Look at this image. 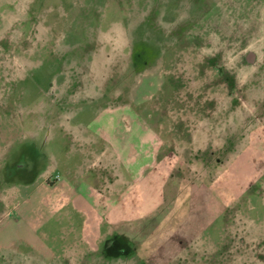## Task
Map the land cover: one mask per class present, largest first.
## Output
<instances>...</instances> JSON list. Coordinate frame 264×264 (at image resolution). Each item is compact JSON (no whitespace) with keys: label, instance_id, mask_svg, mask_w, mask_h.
<instances>
[{"label":"rangeland","instance_id":"374dc122","mask_svg":"<svg viewBox=\"0 0 264 264\" xmlns=\"http://www.w3.org/2000/svg\"><path fill=\"white\" fill-rule=\"evenodd\" d=\"M107 110L159 168L107 201L40 186L91 167L68 134ZM0 264H264V0H0Z\"/></svg>","mask_w":264,"mask_h":264},{"label":"crops","instance_id":"0c3cea01","mask_svg":"<svg viewBox=\"0 0 264 264\" xmlns=\"http://www.w3.org/2000/svg\"><path fill=\"white\" fill-rule=\"evenodd\" d=\"M112 116H114L113 119L108 118L109 120H106L105 118ZM99 117L100 118L99 121H97V125L93 126L92 123L86 124V129H88L89 131L83 130V126L75 122L74 127L76 129L72 130L70 134L67 133L68 136H71V144L74 145V151L75 155H77V158H83L84 162H91L92 160L91 163H93L91 164V167H89V165L83 167V170L80 172V174L79 167L73 168L76 167L73 166V169H71L64 164L62 168H64V170H67L66 173L68 174L70 183L67 181L63 182V179H60V177H58L59 181H56L57 183L54 182L53 190H56V192L60 188L68 190L69 194L64 191L63 193L60 192V194L62 195L61 198L66 200L69 197V200L72 203L75 202L81 195L90 203L94 202L97 197H100L102 200L106 199L107 201L109 200L108 197L116 194L119 196L120 192L122 191V188L120 189V186H125V183L127 182L124 180V182H121L119 184H111L110 170H116V172L121 171L122 179L126 178V180H131V182L129 183L130 187L136 186L143 179V170H157L163 163L162 159L159 158L160 148L157 145L159 143L157 136L155 135V133L148 131L143 137V133L141 131L142 125L141 122H139L140 120L137 121V125L135 124L134 129L131 131V125L129 124V122L126 123L128 124V126H125L123 120L124 117H121V120H118V116L116 117L114 114L109 113L108 110L102 111ZM119 121H123L122 124H119ZM111 124L115 126H111ZM110 126L111 128L109 129ZM131 139H134L135 141L140 140L141 145L140 147L138 146L139 148H141L143 144V152L141 149L140 151L142 152V154L144 152L150 154L149 157L152 158V164L150 166H141L143 158H141L142 156L137 146L133 147L135 149L133 152L130 151L131 147L129 145H131V143L127 142V140ZM90 158L92 159L89 160ZM70 159L71 158L69 157V160ZM194 159H196V157H194ZM58 167L56 166V162H54L53 168L48 167L43 173H39V175L37 176V180H41L40 186L46 184L48 179H52L58 176L56 175ZM92 171L93 182L90 181V184L88 180ZM53 172L55 173V175L52 174ZM138 173L141 174L139 176H136V174ZM155 178L157 184L159 182V179L161 180V177L158 176ZM35 182H33V184H35ZM111 185H115V188H117L115 190H111ZM155 191H157L158 193V190ZM151 195L152 194L150 193V200ZM156 206L157 204H155L152 209H154ZM74 207L78 212L80 211V209H78L75 205ZM78 217L82 219L84 215L81 214L78 215Z\"/></svg>","mask_w":264,"mask_h":264},{"label":"flooded vegetation","instance_id":"af4514ba","mask_svg":"<svg viewBox=\"0 0 264 264\" xmlns=\"http://www.w3.org/2000/svg\"><path fill=\"white\" fill-rule=\"evenodd\" d=\"M20 159L21 160L17 161V163L14 162L13 166L10 165L8 169L6 168L8 171L6 173V178L10 180V182L29 186L33 183V175L37 172V162L39 160L34 159L31 155H29V157L28 155H22Z\"/></svg>","mask_w":264,"mask_h":264},{"label":"built area","instance_id":"2783aa9c","mask_svg":"<svg viewBox=\"0 0 264 264\" xmlns=\"http://www.w3.org/2000/svg\"><path fill=\"white\" fill-rule=\"evenodd\" d=\"M55 179L58 180V177H56Z\"/></svg>","mask_w":264,"mask_h":264}]
</instances>
